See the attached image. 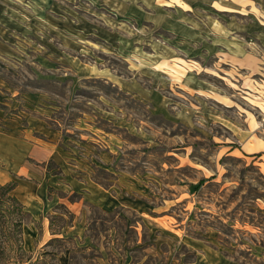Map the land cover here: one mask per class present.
I'll use <instances>...</instances> for the list:
<instances>
[{
    "label": "crops",
    "instance_id": "crops-1",
    "mask_svg": "<svg viewBox=\"0 0 264 264\" xmlns=\"http://www.w3.org/2000/svg\"><path fill=\"white\" fill-rule=\"evenodd\" d=\"M29 39L57 55L43 67L51 79L35 80L61 92L28 82L21 88L1 75L24 65L17 55L26 53ZM78 82H100L110 94L74 96ZM119 93L184 126L197 115L205 127L229 131L225 153L264 160V0H0V184L14 183L12 194L29 217L24 250L35 239L42 247L69 240L97 248L87 233L90 208L122 219L121 235L112 227L116 240L136 231L135 241L123 243L143 252L138 259L100 249L95 264H143L154 256L138 229L156 224L157 238L172 230L158 222L171 198L151 193L144 174L116 167L125 135L152 138L119 104ZM211 94L216 105L209 106ZM125 212L138 219L128 221ZM52 217L61 225L53 227ZM60 256L66 262L68 249Z\"/></svg>",
    "mask_w": 264,
    "mask_h": 264
},
{
    "label": "rangeland",
    "instance_id": "rangeland-1",
    "mask_svg": "<svg viewBox=\"0 0 264 264\" xmlns=\"http://www.w3.org/2000/svg\"><path fill=\"white\" fill-rule=\"evenodd\" d=\"M26 42L28 44L23 45L26 48L22 47L26 53L23 52L22 56L16 54L18 59L25 61L24 65L14 64L13 72L1 71V75L8 76L21 88L28 82L31 86L61 92L59 85L40 84L35 80L50 78L49 74L52 73L43 67L54 65L51 62H56L57 55L52 52L45 54L43 48H36L39 46L36 39ZM13 60L18 61L16 57ZM108 64L119 70L124 67L119 59L112 57H109ZM209 80L212 81L211 78ZM106 87L100 82H88L87 85L78 82L71 94L93 97L95 90L99 89L110 94ZM206 97L207 105H216L211 98L213 94ZM117 99L120 105L131 109L128 112L135 114L136 120L149 127L152 138L149 143H144L125 135L124 150L116 167L144 174L141 180L151 193L171 198L166 215L158 220H164L165 225L171 224V231L167 230L157 238V230H154L156 224H148L149 228H139L138 225L140 243L144 241L149 246L146 253L154 256L143 259V264H165L169 261L170 264H177L178 259L183 263L188 262L185 264H209L218 262V259L226 264H264V160L225 153L221 143L229 141V131L213 124L205 127L197 115L191 118L192 124L184 126L159 115L153 116L144 105L133 102L121 93ZM240 105L246 108L244 103ZM87 212V233L97 248L76 247L69 240H54L49 242L48 247H42L35 239L33 247L24 250L21 247V233L13 227L15 220L9 218L4 225L0 222V247L4 250L0 254V263L95 264L100 249L114 255L126 253L138 259L141 257L142 249L138 247L130 251L133 244L123 243L127 239L135 241L136 231L124 235V240L123 236L116 240L112 227L121 235L118 228L124 226L122 219L114 214H103L97 209L90 208ZM123 215L128 221L138 219L132 212ZM22 218L25 222L29 220L27 215ZM50 221L53 227L62 222L58 217H52ZM108 228L110 232H107ZM64 248L68 249L69 255L66 262L61 256L59 259V252Z\"/></svg>",
    "mask_w": 264,
    "mask_h": 264
},
{
    "label": "trees",
    "instance_id": "trees-1",
    "mask_svg": "<svg viewBox=\"0 0 264 264\" xmlns=\"http://www.w3.org/2000/svg\"><path fill=\"white\" fill-rule=\"evenodd\" d=\"M13 188L14 183L11 182L0 184V222L4 225L9 218L14 219L15 222L13 223V227L16 229V232L21 233L20 235L22 236V226L25 222L22 220V217L27 215V213L23 210L22 205L12 194ZM3 252V248L0 247V254H3Z\"/></svg>",
    "mask_w": 264,
    "mask_h": 264
}]
</instances>
